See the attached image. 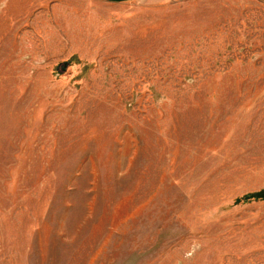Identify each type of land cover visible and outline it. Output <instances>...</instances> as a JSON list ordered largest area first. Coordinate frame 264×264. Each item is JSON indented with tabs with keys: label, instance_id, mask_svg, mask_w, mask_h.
<instances>
[{
	"label": "rangeland",
	"instance_id": "obj_1",
	"mask_svg": "<svg viewBox=\"0 0 264 264\" xmlns=\"http://www.w3.org/2000/svg\"><path fill=\"white\" fill-rule=\"evenodd\" d=\"M0 264H264V0H0Z\"/></svg>",
	"mask_w": 264,
	"mask_h": 264
},
{
	"label": "crops",
	"instance_id": "obj_2",
	"mask_svg": "<svg viewBox=\"0 0 264 264\" xmlns=\"http://www.w3.org/2000/svg\"><path fill=\"white\" fill-rule=\"evenodd\" d=\"M103 1L111 4H126V3L135 2L136 0H103Z\"/></svg>",
	"mask_w": 264,
	"mask_h": 264
}]
</instances>
